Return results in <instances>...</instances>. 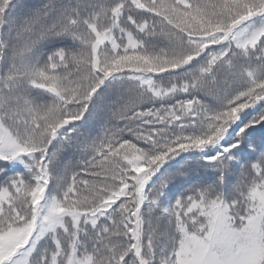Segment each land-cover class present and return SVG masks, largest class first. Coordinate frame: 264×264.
Segmentation results:
<instances>
[{
    "label": "snow or ice",
    "instance_id": "6c2138e0",
    "mask_svg": "<svg viewBox=\"0 0 264 264\" xmlns=\"http://www.w3.org/2000/svg\"><path fill=\"white\" fill-rule=\"evenodd\" d=\"M0 264H264V0H0Z\"/></svg>",
    "mask_w": 264,
    "mask_h": 264
}]
</instances>
